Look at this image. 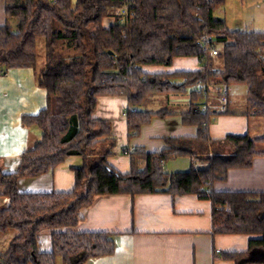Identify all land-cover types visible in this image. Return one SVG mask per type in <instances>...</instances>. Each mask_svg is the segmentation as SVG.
<instances>
[{
  "label": "trees",
  "instance_id": "obj_1",
  "mask_svg": "<svg viewBox=\"0 0 264 264\" xmlns=\"http://www.w3.org/2000/svg\"><path fill=\"white\" fill-rule=\"evenodd\" d=\"M6 22L0 25V68H32L45 89L47 106L22 118L36 126L40 139L25 150L12 172L0 169V238L10 236L0 264H82L114 252L106 232H52L50 251H38L42 230L75 225L80 210L99 196L169 193L191 194L211 205L213 234H246L247 249L224 252L236 264L264 262V192H218L230 169H247L261 154L262 137L227 134L210 138L216 115L237 114L230 102L224 111L202 110L209 95L223 86L243 84L246 111L264 120V32L230 30L215 12L226 0H3ZM210 37V41H206ZM44 39V62L37 70L36 42ZM211 46L216 50L212 55ZM175 57H195L196 71L147 74L144 66H170ZM215 60L219 65L215 66ZM187 94L188 108L141 110L155 96ZM100 96H125L128 138L138 136L153 117L178 114L183 125L196 127L194 137H169L166 147L147 152L127 150L129 171L121 174L108 163L115 147L109 121L93 117ZM229 99L228 92L226 93ZM246 113V112H245ZM210 157L196 156L195 146ZM125 151V150H124ZM82 160L73 169L74 186L67 193H22L20 178L52 171L67 157ZM180 156L197 158L202 168L167 172L164 164Z\"/></svg>",
  "mask_w": 264,
  "mask_h": 264
},
{
  "label": "crops",
  "instance_id": "obj_2",
  "mask_svg": "<svg viewBox=\"0 0 264 264\" xmlns=\"http://www.w3.org/2000/svg\"><path fill=\"white\" fill-rule=\"evenodd\" d=\"M229 12V15H228ZM215 16L223 18L230 30L264 32V0H226L225 7ZM4 1L0 0V25L5 24ZM44 62V61H43ZM43 62L36 67L42 68ZM201 68L195 57H175L170 66H144L147 74L196 71ZM246 90V89H245ZM228 96L232 111L237 114L216 115L209 125L210 138L219 140L227 134H248L262 137L264 120L246 111L245 98L235 103ZM205 103L218 104L217 98L209 95ZM187 94L161 95L151 98L141 110L168 108L183 112L188 108ZM47 106V95L36 84L32 68H10L1 73L0 68V169L12 172L18 167L20 155L40 139L41 131L36 126H25L23 117L36 116ZM238 106V107H237ZM128 102L125 96H100L93 117L109 121L115 136V147L108 163L121 174L129 171L127 150L141 146L147 152L166 147L164 139L189 137L196 134V127L183 125L178 114L165 118L153 117L143 125L138 136L128 138L125 111ZM246 112V113H245ZM251 119H253L251 121ZM264 143L261 154L254 157L247 169H230L223 181L215 182L218 192H264ZM125 150V151H124ZM196 156L210 157L211 147L194 148ZM82 160L77 156L67 157L52 171L32 179L20 178L18 191L22 193H67L73 189V169L79 168ZM206 163L189 156L174 157L164 164L167 172L187 171L202 168ZM9 199L0 197V209L8 206ZM81 219L73 226L57 230H42L38 236V251H50L52 232H106L114 241V252L107 256L89 258L82 264H236L220 258L224 252H240L247 249L248 240L259 238L246 234H213L211 228V205L195 195L169 193L114 194L96 197L80 210ZM4 238V237H2ZM0 238V243H2ZM10 236L3 240L7 243ZM5 245V244H4ZM0 244V252L6 246ZM220 251V254H216ZM256 255V262L264 264ZM56 264H62L56 259Z\"/></svg>",
  "mask_w": 264,
  "mask_h": 264
},
{
  "label": "rangeland",
  "instance_id": "obj_3",
  "mask_svg": "<svg viewBox=\"0 0 264 264\" xmlns=\"http://www.w3.org/2000/svg\"><path fill=\"white\" fill-rule=\"evenodd\" d=\"M234 1V0H233ZM225 4L223 7H221L220 9H218L216 11V13L219 14V11H221L222 9H224ZM229 15V12H228ZM36 54H37V63L39 62H43L44 61V39L43 38H38L37 42H36ZM219 65V62L217 60H215V66ZM230 89V95L233 98V101H235V103H240L241 100H243L245 98V91L247 90V86L243 85V84H238V85H230L228 87ZM246 89V90H245ZM238 107V106H237ZM253 119H251L252 121ZM262 149H264V147H262ZM6 236H4V238H2V248L3 245L6 246L7 243H4L3 240L5 239ZM8 237V236H7ZM2 252V251H1Z\"/></svg>",
  "mask_w": 264,
  "mask_h": 264
},
{
  "label": "built area",
  "instance_id": "obj_4",
  "mask_svg": "<svg viewBox=\"0 0 264 264\" xmlns=\"http://www.w3.org/2000/svg\"><path fill=\"white\" fill-rule=\"evenodd\" d=\"M210 40L211 38L207 37L206 41H210ZM210 48L212 50L211 52L212 55H215L216 54L215 48L213 46H211ZM222 88H223L222 94L217 98L218 104L213 107L209 103H205L204 105H202V110L211 109L213 111H219V112L225 110L226 104H228L230 100L226 96V93L228 92V87L223 86ZM216 253H220V251H216Z\"/></svg>",
  "mask_w": 264,
  "mask_h": 264
}]
</instances>
